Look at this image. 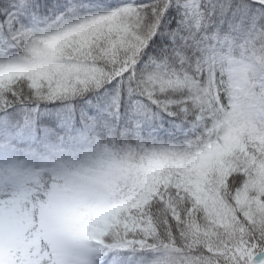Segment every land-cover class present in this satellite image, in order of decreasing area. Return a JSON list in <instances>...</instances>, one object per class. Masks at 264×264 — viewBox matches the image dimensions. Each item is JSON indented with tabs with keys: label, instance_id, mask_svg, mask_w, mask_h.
<instances>
[{
	"label": "snow or ice",
	"instance_id": "obj_1",
	"mask_svg": "<svg viewBox=\"0 0 264 264\" xmlns=\"http://www.w3.org/2000/svg\"><path fill=\"white\" fill-rule=\"evenodd\" d=\"M0 264H264V0H0Z\"/></svg>",
	"mask_w": 264,
	"mask_h": 264
}]
</instances>
